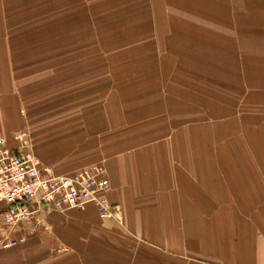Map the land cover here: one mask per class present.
Listing matches in <instances>:
<instances>
[{
  "label": "crops",
  "instance_id": "crops-1",
  "mask_svg": "<svg viewBox=\"0 0 264 264\" xmlns=\"http://www.w3.org/2000/svg\"><path fill=\"white\" fill-rule=\"evenodd\" d=\"M132 9L152 26L154 18L162 38L178 33L186 43L149 44L138 58L106 60L101 73L96 62L59 70L64 83L51 90L49 81L25 108L0 98L8 147L54 175L102 164L122 223L92 206L51 211L23 246L0 251V264H264V152L243 151L264 145V0H140ZM177 22L187 32L172 31ZM72 73L82 79L67 105ZM196 80L206 84L202 107ZM56 94L64 97L51 104Z\"/></svg>",
  "mask_w": 264,
  "mask_h": 264
},
{
  "label": "rangeland",
  "instance_id": "rangeland-1",
  "mask_svg": "<svg viewBox=\"0 0 264 264\" xmlns=\"http://www.w3.org/2000/svg\"><path fill=\"white\" fill-rule=\"evenodd\" d=\"M138 3L140 0H0V59H4V62L0 60V98L13 96L25 108L26 102L33 99L32 93L48 88L49 81L51 90L58 89L64 83V77L58 76L59 70L66 68L70 72L77 63L96 62L92 67L101 73L104 68L110 67L106 60L120 62L138 58L145 52L142 47L146 49L149 44L186 43V35L182 37L178 33L172 36L163 34L166 38H162V34L155 32L154 18L152 26L146 21L147 18L134 13L132 8L137 7ZM147 3L154 6V1ZM144 10L154 12L151 8ZM162 19L170 24V18ZM147 28H150L149 32ZM173 30L187 32V27L177 22ZM197 36L202 37L201 32L194 34L195 44H202V38L197 39ZM171 51L170 46L158 50L160 55L168 56ZM201 54L202 51L197 50L196 55ZM197 74L202 79L203 73ZM66 77V103L69 105L74 97L68 95L74 90L75 80L82 79V76L72 73ZM204 85L206 88L202 80H196V106L206 104ZM63 97L56 94L47 99L53 104ZM213 99L211 101L217 104L219 98H216L217 102ZM220 101L227 106L235 104V100L227 96L220 98ZM201 109H196V114ZM70 113L67 111L68 115ZM226 115L232 118L235 111H228ZM20 132H26L25 125ZM21 138V146L29 148L27 135ZM230 147L233 145H228V151ZM243 149L245 152H264V145H243Z\"/></svg>",
  "mask_w": 264,
  "mask_h": 264
},
{
  "label": "built area",
  "instance_id": "built-area-1",
  "mask_svg": "<svg viewBox=\"0 0 264 264\" xmlns=\"http://www.w3.org/2000/svg\"><path fill=\"white\" fill-rule=\"evenodd\" d=\"M19 139V137H17ZM111 186L100 163L54 175L26 150L9 148L0 135V251L23 246L55 211L92 206L102 220L122 223L121 206L109 200Z\"/></svg>",
  "mask_w": 264,
  "mask_h": 264
}]
</instances>
